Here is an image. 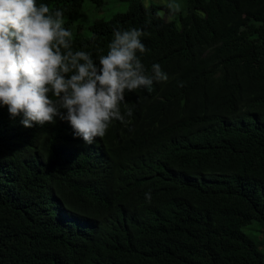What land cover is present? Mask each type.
<instances>
[{
	"label": "trees",
	"instance_id": "obj_1",
	"mask_svg": "<svg viewBox=\"0 0 264 264\" xmlns=\"http://www.w3.org/2000/svg\"><path fill=\"white\" fill-rule=\"evenodd\" d=\"M184 1L166 21L132 0L72 37L98 64L114 29H140L146 73L168 76L126 90L132 115L92 144L0 105V264H264L245 232L264 230V0Z\"/></svg>",
	"mask_w": 264,
	"mask_h": 264
},
{
	"label": "clouds",
	"instance_id": "obj_2",
	"mask_svg": "<svg viewBox=\"0 0 264 264\" xmlns=\"http://www.w3.org/2000/svg\"><path fill=\"white\" fill-rule=\"evenodd\" d=\"M172 13L179 3H169ZM64 13L37 0H0V105L26 128L67 121L74 137L92 144L121 113L126 90L150 89L168 76L159 64L151 74L137 56L145 45L140 29H114L106 55L74 51ZM150 201L151 194L146 193Z\"/></svg>",
	"mask_w": 264,
	"mask_h": 264
},
{
	"label": "rangeland",
	"instance_id": "obj_3",
	"mask_svg": "<svg viewBox=\"0 0 264 264\" xmlns=\"http://www.w3.org/2000/svg\"><path fill=\"white\" fill-rule=\"evenodd\" d=\"M132 0H104V3L100 6L92 3L90 0H86L83 4L81 12L78 14L70 15L64 18V21L70 22V29L72 37L80 35L82 37L90 38L92 36L91 26L96 20L105 19L109 20L115 14L124 12L128 8L129 3ZM146 7H149L152 3L160 6L158 10L159 14L163 16L166 21H170L174 17L175 13L170 12L167 7L169 3H179L181 10L185 6L184 0H141ZM179 11V12H180ZM177 13V12H176ZM245 232L251 236L259 245L260 251L264 254V230L261 225L254 222Z\"/></svg>",
	"mask_w": 264,
	"mask_h": 264
}]
</instances>
